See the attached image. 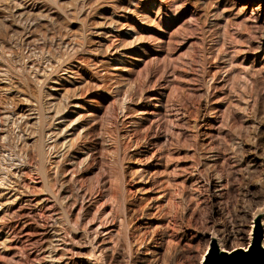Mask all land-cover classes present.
I'll return each mask as SVG.
<instances>
[{
    "label": "rangeland",
    "instance_id": "rangeland-1",
    "mask_svg": "<svg viewBox=\"0 0 264 264\" xmlns=\"http://www.w3.org/2000/svg\"><path fill=\"white\" fill-rule=\"evenodd\" d=\"M262 220L264 0H0V264H202Z\"/></svg>",
    "mask_w": 264,
    "mask_h": 264
},
{
    "label": "water",
    "instance_id": "water-1",
    "mask_svg": "<svg viewBox=\"0 0 264 264\" xmlns=\"http://www.w3.org/2000/svg\"><path fill=\"white\" fill-rule=\"evenodd\" d=\"M252 246L247 252L241 254L224 253L218 250L216 244H211V248L205 255L202 264H264V250L261 247L260 229L255 230Z\"/></svg>",
    "mask_w": 264,
    "mask_h": 264
},
{
    "label": "bare ground",
    "instance_id": "bare-ground-1",
    "mask_svg": "<svg viewBox=\"0 0 264 264\" xmlns=\"http://www.w3.org/2000/svg\"><path fill=\"white\" fill-rule=\"evenodd\" d=\"M10 118V117H9ZM11 119V118H10ZM60 127V126H58ZM61 129V128H60ZM18 165V164H17ZM11 170V169H10ZM8 170V171H10ZM14 172V171H13ZM19 174V173H18ZM80 203V202H79ZM44 208V207H43ZM41 209V208H40ZM98 209V208H97ZM105 219V218H104ZM94 223V222H93ZM103 226V225H102ZM100 228V227H99ZM259 228H264V220H262L261 222L259 221H256L255 224H254V230L255 229H259ZM107 234H109L110 232L107 230ZM226 242V241H225ZM210 244H216V246L219 248L220 252H224V253H237L240 248L239 247H236V248H232L231 250H227L224 246V243L221 239H219L218 237H215L214 235H212L210 237ZM262 249L264 250V241L262 242V245H261ZM55 248V247H54Z\"/></svg>",
    "mask_w": 264,
    "mask_h": 264
}]
</instances>
